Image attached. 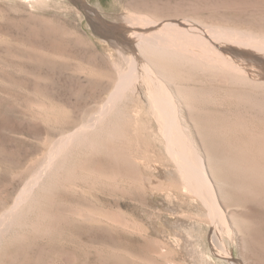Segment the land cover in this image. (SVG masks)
<instances>
[{
    "label": "rangeland",
    "instance_id": "374dc122",
    "mask_svg": "<svg viewBox=\"0 0 264 264\" xmlns=\"http://www.w3.org/2000/svg\"><path fill=\"white\" fill-rule=\"evenodd\" d=\"M90 10L116 25L188 20L245 50L264 47V0H0V264H120L125 258L137 264L126 251L175 237L184 243V254L174 256L180 264H227L214 235L232 261L264 264V62L251 56L253 70L245 71L214 57L217 50L206 44H200L205 54L148 43L137 49L174 96L175 126L203 158L229 215L228 230L188 185L176 134L167 129L155 108L159 100L144 82L128 88L102 122L73 141L77 129L99 116L130 68L127 57L100 33ZM118 147L138 153L132 169L161 186H136L121 177L131 167L115 156L122 151ZM49 162L52 166L19 203ZM75 212L120 216L135 232L106 227L110 237L100 241V223L86 225Z\"/></svg>",
    "mask_w": 264,
    "mask_h": 264
},
{
    "label": "bare ground",
    "instance_id": "6f19581e",
    "mask_svg": "<svg viewBox=\"0 0 264 264\" xmlns=\"http://www.w3.org/2000/svg\"><path fill=\"white\" fill-rule=\"evenodd\" d=\"M27 1L29 3H36L39 4L41 3V0H24ZM132 6V5H131ZM134 8V7H133ZM88 12V11H87ZM98 11H92L90 10L88 13L92 19V21L94 22V24H96L98 30L100 31V33L102 32L105 37H108L113 45L119 49L120 53L124 54L123 56L127 57L128 63L130 65L129 70L124 73L122 75V77L120 78L119 82L116 83V88L113 89L114 91H112V95L111 97L105 101V104L103 105V108H101V110L99 111V116L92 118V120L88 123L85 124L84 126H81L79 129H77L74 133H73V141L74 139H76L77 136H80L81 134L90 131L91 129H94L97 125L98 122H100L102 120V117L106 116L109 111L112 109V107H114L117 99H119L120 96H122V94H124V92L129 88H132L131 86H133V84L138 83L139 82H144V84H146V86H148L149 91L151 92V94L157 98L159 100V106L157 108V106H155L156 110L162 115V117L164 116L165 118V122L167 125V129L169 130L170 133H174L176 134V143L177 145L180 144V155H179V159H180V163L183 167V169L186 171L185 173V177L186 179L189 181V186L194 189L195 191H197V193L202 196L203 200L207 203V205L209 206V210H210V215L211 217H213L217 222L220 223L222 226L225 227V229L229 228V215L226 214L227 211H224V209L222 208V206L220 205L218 199H217V195L215 192V189L209 179V176L206 172L205 169V163L203 158L200 155H197L195 153V151L193 150V147L191 146L192 143H190L188 141V139L186 137H184L180 131V128L178 126H175L176 121H177V112H176V104H175V100H174V96H172L171 92H167L161 77L158 76V74L155 73V69H151V66L148 65V63H146L144 60H142L141 56H139L140 53H138L137 49L139 48V44L141 43H145V44H152L155 45L156 47H164V48H169V49H180L183 51H187L189 50L188 47H191V49L198 51L200 53H207V50L202 49V46L200 44H206L207 46H212L213 49L217 50L216 52H214L213 56L214 57H220L221 59H225L226 62L231 61L237 64V66L239 68H241L242 70L245 71H250L251 68L253 67L251 63H248L249 60H247L249 57L251 58V56L253 57V59H256V61H261L262 63L264 62V47L263 45H250L253 46L252 50H245L243 48H245L244 46H241L240 44L236 43V42H226V40L223 41L222 37H218V36H214L213 34H209L207 31V33L205 32V30L201 31L198 30L195 26H193L188 20H170V21H165V22H159V23H155V22H142V23H135V22H131V23H127V24H123V25H116L113 23H110L108 21H105L104 19H102L100 17V15L97 13ZM132 17V16H131ZM138 18V17H137ZM139 19V18H138ZM129 20V19H128ZM136 20V19H135ZM134 20V21H135ZM197 24V23H196ZM199 24V23H198ZM206 28V27H205ZM209 29V28H208ZM214 29V28H213ZM217 30V29H216ZM213 32V31H212ZM221 32V31H220ZM223 32V31H222ZM209 34V35H208ZM218 35V34H217ZM231 36V35H230ZM107 38V39H108ZM226 38V36H225ZM258 38V37H257ZM252 39V38H251ZM261 39V38H260ZM244 40V39H243ZM229 41V40H228ZM236 41V40H235ZM262 41V39H261ZM148 46L151 47V49H154L153 46ZM246 45V44H245ZM247 46V45H246ZM211 47V49H212ZM210 48V47H209ZM250 48V47H249ZM155 50V49H154ZM161 50V48H160ZM166 50V49H165ZM164 50V51H165ZM175 50V49H174ZM233 51L232 54L230 51ZM146 51V50H145ZM150 51V50H149ZM158 51V50H157ZM156 51V52H157ZM173 51V50H172ZM142 52V51H140ZM160 52V51H159ZM158 52V53H159ZM171 52V50L169 51ZM158 53L156 55H158ZM162 54H164V52H161ZM168 53V52H167ZM166 53V54H167ZM174 53V52H172ZM236 55H239V57L241 58L240 60L238 59L239 57H236ZM155 55V54H154ZM165 55V54H164ZM171 55V54H170ZM122 56V57H123ZM169 56V55H168ZM145 58V57H144ZM186 58V57H185ZM126 59V58H125ZM150 59V58H149ZM157 59V57H156ZM167 59V58H166ZM258 59V60H257ZM176 60V59H175ZM252 60V59H250ZM148 61V60H146ZM179 61V60H178ZM250 62V61H249ZM260 62V63H261ZM261 63V64H262ZM179 64V63H178ZM182 64V63H180ZM153 67V66H152ZM166 67V66H165ZM156 68V67H155ZM170 68V67H169ZM257 69V68H256ZM253 70V68H252ZM260 69H258L259 71ZM173 72V71H172ZM170 72V73H172ZM121 73V72H120ZM240 73V71H239ZM179 74V72H178ZM163 75V74H162ZM186 75V74H185ZM262 76H264V70H262V73L260 74ZM79 76V75H78ZM104 76V75H103ZM176 76V75H175ZM174 76V77H175ZM189 76V75H188ZM177 77V76H176ZM175 77V78H176ZM178 79V77L176 78ZM175 79V80H176ZM188 80V79H187ZM250 81V80H249ZM232 83V82H231ZM102 84V83H101ZM168 84V83H167ZM179 87V86H178ZM102 89V88H101ZM192 90V89H191ZM138 91V90H136ZM181 91V90H180ZM185 91V90H184ZM193 91V90H192ZM132 93V92H131ZM171 93V94H170ZM182 94V93H181ZM153 97V98H154ZM188 97V96H187ZM156 100V99H155ZM178 100V99H177ZM182 103V102H181ZM48 104V103H47ZM156 104V103H155ZM39 105V104H38ZM37 105V107L43 112L44 110H48L47 106L44 104H40L39 106ZM136 106V105H135ZM118 107V106H117ZM114 109V108H113ZM179 109V108H178ZM55 110V109H54ZM81 111V110H80ZM45 113V112H44ZM113 113V112H112ZM156 113V112H155ZM81 114V113H80ZM132 114V113H131ZM48 115V114H47ZM45 115V116H47ZM86 115V114H85ZM96 115V114H95ZM98 115V114H97ZM110 117V116H109ZM104 119V118H103ZM245 120V119H243ZM45 121V120H43ZM159 121V120H158ZM181 121V120H180ZM224 121V120H223ZM237 121V120H236ZM102 122V121H101ZM210 123V122H209ZM238 123V122H237ZM214 125V124H213ZM242 125V124H241ZM255 125V124H254ZM189 126V125H188ZM231 126V125H230ZM186 127V126H185ZM222 127V126H221ZM246 127V126H245ZM249 127V126H248ZM210 128V127H208ZM231 128V127H230ZM255 128V127H254ZM183 129V128H182ZM250 129V128H249ZM213 130V128H212ZM251 130V129H250ZM229 131V130H228ZM227 131V132H228ZM100 132V131H98ZM139 132V131H138ZM184 132V131H182ZM251 132V131H250ZM116 133V132H115ZM140 133V132H139ZM181 133V134H180ZM239 133V132H238ZM248 133V132H247ZM92 134V133H91ZM108 134V133H107ZM253 134V133H252ZM84 135V134H83ZM102 135V134H101ZM104 135V134H103ZM110 135V133H109ZM232 135V134H231ZM230 135V137H231ZM100 136V135H99ZM234 136V135H233ZM232 136V137H233ZM85 137V136H84ZM103 137V136H102ZM224 137V136H223ZM231 137V138H232ZM88 138H90L88 136ZM99 138V137H98ZM118 138V136H117ZM116 138V139H117ZM121 138V137H120ZM230 138V139H231ZM63 139V138H62ZM69 139V138H68ZM67 139V141H68ZM109 139V138H108ZM122 139V138H121ZM239 139V138H238ZM254 139V138H253ZM49 140L50 137H49ZM56 140V139H55ZM72 140V139H71ZM90 140V139H89ZM105 140V139H104ZM246 140V139H245ZM109 141V140H108ZM116 141V140H115ZM124 141V140H123ZM139 141V140H138ZM52 142V141H51ZM136 142V141H135ZM214 142V141H213ZM217 142V141H216ZM55 144V142H53ZM102 143V142H101ZM122 143V142H121ZM120 143V144H121ZM125 143V142H124ZM128 143V142H127ZM179 143V144H178ZM254 143V142H253ZM90 144V143H89ZM104 144V143H103ZM112 144V143H111ZM118 143H116L117 145ZM136 144V143H135ZM168 144V143H167ZM174 144V143H173ZM195 144V143H194ZM51 145V144H50ZM115 145V144H114ZM175 145V144H174ZM224 145V144H223ZM127 146V145H126ZM132 146V144H131ZM55 147V146H54ZM78 147V146H77ZM97 147V146H96ZM107 147V146H106ZM133 147V146H132ZM135 147V145H134ZM178 147V146H177ZM176 147V148H177ZM218 147V146H217ZM241 147V146H240ZM50 148V147H49ZM104 148V147H103ZM114 148V147H113ZM122 151L119 152V154L115 155L116 157H118L119 159H121L123 162H125L127 164V166H130L131 169H129L128 171H123L124 174L121 175V177H126L128 179H130L134 185L136 186H145V185H150V184H155V186L160 187L161 183L160 182H155L153 180V178H150L148 175H143L141 173H137L135 170H133L132 168L134 167V162H136V159H140L138 155V153L134 152V150H125V148H120ZM141 148V147H140ZM143 148V145H142ZM177 148V149H179ZM258 148V147H257ZM75 149V148H74ZM101 149V148H100ZM144 149V148H143ZM140 150V152H142V150ZM221 149V148H219ZM92 150V149H91ZM96 150V149H95ZM113 150V149H112ZM111 150V151H112ZM118 151L117 149H114V153H116V151ZM198 150V149H197ZM196 150V152H197ZM52 151V150H51ZM103 151V150H102ZM110 151V152H111ZM169 151V149H168ZM199 151V150H198ZM264 151V150H263ZM262 151V152H263ZM231 152V151H230ZM234 153V152H233ZM254 153V152H253ZM51 154V153H50ZM58 154V153H57ZM99 154V153H98ZM156 154V153H155ZM231 154V153H230ZM140 155V154H139ZM225 155V154H224ZM232 155V154H231ZM240 155V154H239ZM238 155V156H239ZM242 155V154H241ZM258 155V154H257ZM54 156V155H53ZM142 156V155H141ZM253 156V155H252ZM66 157V156H65ZM257 157V156H256ZM229 158V157H228ZM227 158V159H228ZM239 158V157H238ZM263 158V157H262ZM54 159V157H53ZM59 159V158H58ZM92 159V158H91ZM116 159V158H114ZM113 160V159H112ZM151 160V159H150ZM220 160V159H218ZM242 160V159H241ZM148 161V160H147ZM146 161V162H147ZM258 161V160H257ZM262 161V160H261ZM52 162V161H51ZM51 162H49L46 165H43L42 169L40 170L39 174L37 177H35V179L32 181L31 185L26 188L27 190L23 191V193L19 196V203L23 202L26 200V195L28 193L31 192V190H34V186H36L38 184V182L40 181V179L42 178L41 176L45 174V172L47 171V169L52 166ZM114 162V161H113ZM121 162V163H123ZM157 162V161H156ZM154 162V163H156ZM225 162V161H224ZM243 162V161H242ZM256 162V160H255ZM252 162V163H255ZM264 162V161H263ZM58 163V161H57ZM119 163V162H118ZM223 163V162H222ZM229 163V162H227ZM109 164V163H108ZM138 164V163H137ZM136 163L135 165L138 166ZM157 164V163H156ZM239 164V162H238ZM250 164V163H249ZM257 164V163H256ZM84 165V164H83ZM212 165V164H211ZM235 165V164H234ZM241 165V164H240ZM247 165V163H246ZM259 165V164H258ZM262 165V164H261ZM99 165H97L98 167ZM119 166V164L117 165ZM121 166V165H120ZM125 166V165H124ZM135 166V167H136ZM237 166V165H236ZM257 166V165H255ZM260 166V165H259ZM85 167V166H84ZM105 167V166H104ZM126 167V166H125ZM231 167V166H230ZM235 167V166H234ZM127 168V167H126ZM137 168V167H136ZM170 168V167H169ZM262 168V167H261ZM52 169V168H51ZM79 169V168H78ZM86 169V168H85ZM120 170V168H118ZM117 169V170H118ZM124 169V167H123ZM257 169V168H256ZM87 170V169H86ZM94 170V169H92ZM96 170H98L96 168ZM122 170V168H121ZM239 170V169H238ZM104 171V170H103ZM210 171V169H209ZM230 171V170H229ZM247 171V170H246ZM263 171V170H262ZM52 172V171H51ZM75 172V171H74ZM73 172V173H74ZM85 171H83L84 173ZM95 172V171H93ZM111 172V171H110ZM119 172V171H118ZM258 172V170H257ZM55 173V172H54ZM82 173V172H81ZM91 173V172H89ZM108 173V171H107ZM255 173V171H254ZM72 174V173H71ZM112 174V173H111ZM117 174V175H116ZM252 174V173H251ZM81 175V174H80ZM90 175V174H89ZM93 175V174H92ZM110 175V174H109ZM242 175V174H241ZM76 177V175H74ZM88 176V175H87ZM254 176V175H253ZM79 177V176H78ZM90 177V176H89ZM111 177H113V175H111ZM114 177H119L118 173L114 174ZM113 177V178H114ZM77 178V177H76ZM257 178V177H256ZM78 179V178H77ZM127 179V180H128ZM251 179V178H250ZM102 180H104L102 178ZM229 180V179H228ZM63 181V180H62ZM74 181V179H73ZM96 181V180H95ZM46 182V181H45ZM86 182V181H85ZM84 182V184H85ZM64 183V182H63ZM89 183V181H88ZM187 183V182H186ZM256 183V182H255ZM74 184V183H73ZM82 185V184H81ZM86 185V184H85ZM80 186V185H79ZM61 187V186H60ZM63 187V185H62ZM95 187V186H94ZM153 187V186H152ZM176 187V186H175ZM73 188V187H72ZM139 188V187H138ZM168 188V187H167ZM78 189V188H77ZM143 189V188H142ZM161 189V188H160ZM54 190V189H53ZM56 190V189H55ZM82 190V188H81ZM141 190V189H140ZM250 190V187H249ZM71 191V190H70ZM93 191V190H92ZM261 192V191H260ZM73 193V192H72ZM79 193V192H78ZM184 193V192H183ZM262 193V192H261ZM74 195V194H73ZM262 195V194H261ZM39 197V196H38ZM194 197V196H193ZM264 197V196H263ZM29 198V197H28ZM27 198V199H28ZM55 198V197H53ZM78 198V197H77ZM201 198V197H200ZM179 199V198H178ZM58 200V199H57ZM229 201V200H228ZM261 201V200H260ZM27 202V201H26ZM41 202V201H40ZM185 202V201H184ZM227 202V201H226ZM58 203V202H57ZM67 204V203H66ZM65 204V205H66ZM64 205V206H65ZM74 206V205H72ZM37 207V205H36ZM262 207V206H261ZM71 208V207H70ZM79 208V207H78ZM77 208V209H78ZM138 209V208H137ZM153 210V209H152ZM171 211V210H170ZM84 212V211H83ZM9 213V212H8ZM6 213V214H8ZM40 213V212H39ZM161 213V212H160ZM17 214V213H16ZM75 216H77L83 223H85L86 225H91L94 222L100 223L99 224V228L97 232V238L101 240H108L110 237V233L108 232V230L106 229V227L112 229H120L122 231H126V232H135L134 227L128 222L126 221L124 218H121L120 216L114 215L112 217L109 218H103V217H93L88 213H73ZM228 215V216H227ZM67 216V215H66ZM131 216V215H130ZM15 217V216H14ZM39 217V216H38ZM186 217V216H185ZM228 217V218H227ZM5 218V217H4ZM179 218V216H178ZM3 220V219H2ZM5 221V220H3ZM53 221V220H52ZM8 222V221H7ZM6 222V223H7ZM73 222V221H72ZM136 222V221H135ZM143 222V221H142ZM229 222V223H228ZM2 223V222H1ZM214 223V222H213ZM4 224V223H2ZM1 224V227H2ZM53 224V223H52ZM71 224V223H70ZM146 225V224H145ZM52 226V225H51ZM5 227V226H4ZM47 228V227H46ZM146 228V227H145ZM217 228V227H216ZM43 229V228H42ZM162 229V228H161ZM218 229V228H217ZM224 229V228H223ZM51 230V229H50ZM229 230V229H228ZM5 231V230H3ZM217 231V230H216ZM219 231V229H218ZM231 231V230H230ZM125 232V233H126ZM222 232V231H221ZM235 232V231H234ZM60 233V231H59ZM137 233V232H136ZM141 233V232H140ZM149 233V232H148ZM131 234V233H129ZM167 234V233H166ZM172 234V233H171ZM216 234V233H215ZM223 234V233H222ZM4 235V234H3ZM138 235H139V231H138ZM1 236V235H0ZM23 236V235H22ZM218 236V235H217ZM217 236L214 235L215 239L217 240ZM232 236V235H231ZM2 237V236H1ZM24 237V236H23ZM150 237V236H148ZM168 237V236H167ZM171 237V236H170ZM3 239V238H2ZM143 239V237H142ZM149 238H147L148 240ZM168 240V238H166ZM214 239V240H215ZM21 240V239H20ZM146 240V239H143ZM150 240V239H149ZM148 240V241H149ZM215 243H217V248L218 251L220 252L221 256L224 258L223 260H225L227 262V264H242L239 262H235L232 261V253L228 252V250H225L220 242H218V240ZM221 241V240H220ZM150 242V241H149ZM111 246H115L112 242H109ZM147 244V243H146ZM109 245V244H108ZM184 243L183 240H181L180 238L175 237V239L173 240V238L169 239V241H165V240H159V239H154L151 241L150 245H139L138 247V251H134V252H128L126 251V254L130 255L132 257V263L133 262H138L140 264H180L179 262L174 260V256L178 254H184V249H183ZM88 247V246H87ZM116 247V246H115ZM114 247V248H115ZM185 248V247H184ZM93 249V248H92ZM95 250V249H94ZM125 251V250H124ZM115 252V250L113 251ZM125 253V252H124ZM123 253V254H124ZM111 255V254H110ZM120 255V254H119ZM180 256V255H179ZM220 256V255H219ZM130 257V258H131ZM181 257V256H180ZM121 258V257H119ZM115 259V258H114ZM126 259V258H125ZM122 259L121 261L123 263L120 264H129L130 262H128L127 260ZM117 262V259H115ZM103 261V260H102ZM249 261V260H248ZM119 263V262H118ZM137 263V264H138Z\"/></svg>",
    "mask_w": 264,
    "mask_h": 264
}]
</instances>
